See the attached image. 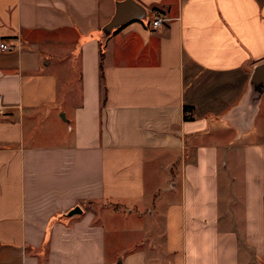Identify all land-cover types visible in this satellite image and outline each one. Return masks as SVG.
Here are the masks:
<instances>
[{"label":"crops","instance_id":"crops-1","mask_svg":"<svg viewBox=\"0 0 264 264\" xmlns=\"http://www.w3.org/2000/svg\"><path fill=\"white\" fill-rule=\"evenodd\" d=\"M122 1L0 0V264H264V0Z\"/></svg>","mask_w":264,"mask_h":264},{"label":"water","instance_id":"water-1","mask_svg":"<svg viewBox=\"0 0 264 264\" xmlns=\"http://www.w3.org/2000/svg\"><path fill=\"white\" fill-rule=\"evenodd\" d=\"M146 18L145 9L134 0H124L117 4L116 13L112 20L105 26L104 33L109 35L114 28H118L124 23L132 20H143ZM256 84L264 81V66L256 69L252 78ZM80 212L79 208H75L70 215Z\"/></svg>","mask_w":264,"mask_h":264},{"label":"built area","instance_id":"built-area-1","mask_svg":"<svg viewBox=\"0 0 264 264\" xmlns=\"http://www.w3.org/2000/svg\"><path fill=\"white\" fill-rule=\"evenodd\" d=\"M164 22V19L162 17H156L153 22H152V27L153 28H158L162 25V23ZM0 48L2 50H13L15 49L14 45H8L5 41H2L0 44ZM3 102H2V98L0 97V117L3 114Z\"/></svg>","mask_w":264,"mask_h":264},{"label":"trees","instance_id":"trees-1","mask_svg":"<svg viewBox=\"0 0 264 264\" xmlns=\"http://www.w3.org/2000/svg\"><path fill=\"white\" fill-rule=\"evenodd\" d=\"M118 29H120V28H118Z\"/></svg>","mask_w":264,"mask_h":264}]
</instances>
